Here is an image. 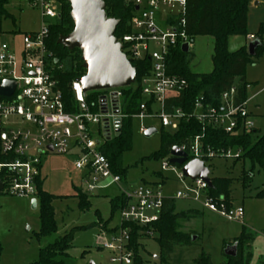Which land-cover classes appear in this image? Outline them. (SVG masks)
<instances>
[{"label": "built area", "instance_id": "1", "mask_svg": "<svg viewBox=\"0 0 264 264\" xmlns=\"http://www.w3.org/2000/svg\"><path fill=\"white\" fill-rule=\"evenodd\" d=\"M135 5L131 18V32L116 37L122 44L127 58L135 61H150L149 74L141 81L145 100L140 114H158L165 129L176 131L187 114L177 107L171 113L165 110L168 98L180 96L188 81L172 73L171 52L182 50L184 43L192 42L186 32L187 0H127ZM24 5L40 11L43 24L40 30L21 35L11 34L9 41H0V85L3 81L16 83L11 96H0V179L3 190L10 195L37 199V180L41 173L44 155H71L75 168L80 171L82 191L92 194L111 186H120L122 178L112 170L101 147L107 140L105 122L110 124L111 136L115 135L112 94L116 93L121 113L122 88L103 90L97 112L86 102V95L79 80L72 84L78 112L66 110L64 96L53 75L57 60L47 47L53 26L60 22L62 5L59 0H6L0 23L10 16L9 9ZM164 12L167 20L160 22L159 13ZM4 33L0 30V36ZM19 36V41L16 40ZM237 88L234 86L222 95V107L216 108L204 103V96L195 100L192 116L198 119L204 130L212 127L228 134L250 133L256 129L253 115L247 110V101L238 104ZM106 97V113L102 98ZM148 102L152 113H148ZM120 117V114L118 115ZM93 126H97L94 129ZM148 128L142 127L145 132ZM51 147V148H50ZM188 155V161L203 160L210 168V162L217 158H239L241 149L232 148L219 152L211 150L204 142V134L198 135L180 146ZM163 160L162 171H173L184 185L175 196H166L163 184L143 182L135 189H122L127 197L126 204L118 210L119 219L110 230H101L99 248L110 253L113 264H133L134 250L131 247V230L140 228L142 234H152V225L161 219L167 199L192 200L202 207L218 213L229 221H241L244 208L229 209L225 198H215L203 179L185 177L182 167ZM187 161V162H188ZM186 180H189L187 182ZM163 181V180H162ZM119 194V195H120Z\"/></svg>", "mask_w": 264, "mask_h": 264}, {"label": "rangeland", "instance_id": "2", "mask_svg": "<svg viewBox=\"0 0 264 264\" xmlns=\"http://www.w3.org/2000/svg\"><path fill=\"white\" fill-rule=\"evenodd\" d=\"M9 13L10 16L3 18L0 26V30L4 32L0 36L2 42L9 41L11 34L21 35L38 31L42 27L43 19L37 9L24 5L22 9L10 8ZM159 19L161 23L167 20L163 11L159 13ZM261 24H264V0H253L248 12V32L255 36ZM19 39L20 37L16 36V40L19 41ZM242 40L241 36L231 37L229 50H237ZM262 40L264 42V35ZM213 47V37L194 38L189 52L190 67L193 72L208 73L213 69ZM246 80L249 84L246 107L255 120L256 132L253 140H256L264 135V54L256 59L255 64L247 66ZM94 92L104 93L103 90ZM143 126L154 127L157 133L146 136L142 131ZM93 128L97 129V126ZM162 131L161 120L156 113L151 116L133 117L132 149L123 157L124 165L128 167L126 177L120 186H111L90 195L82 191V173L75 168L73 156L44 155L42 158L43 188L48 193L59 196L53 202L57 232L46 237L39 236L41 230L40 201H37V206L34 208L32 197L3 192L0 195V242L3 248L0 264H36L42 248L79 226L89 227L75 232L68 256L58 257L57 260H63V264H113L110 261L109 251L99 248L101 230H110V226H114L119 219L118 211L112 214L110 199L119 195L122 189L127 187L135 189L143 182H153L160 178V181L164 182L163 192L166 196H175L184 188L173 171H162V159H148L160 149ZM232 149L237 150L236 147ZM235 159L236 157L212 160L210 176L233 180L231 186L233 206L235 209L244 208V219L229 221L218 213H210L206 210L190 222H181L179 230L189 232L197 238L190 246L176 245L170 264H196L195 259L202 251L211 255L213 264H221L225 260L224 245L238 237L244 226L249 228L256 237L254 258L250 264H259L264 259V201L254 197L257 189L264 183V170L257 165L254 168L250 186L244 187L240 178L243 171L248 172L251 169V163L248 159L242 158L234 165ZM186 181L189 182V180ZM85 194L91 201V207L87 210L79 206V195L87 197ZM220 197L223 199L224 195ZM195 207H197L195 202L177 200V211H186ZM99 218L102 220L101 224L107 222L106 227H91ZM139 236L142 237L139 241V250L144 264H164L160 261L161 248L157 240V232L152 231V234L145 235L139 233ZM228 245H233V243Z\"/></svg>", "mask_w": 264, "mask_h": 264}, {"label": "trees", "instance_id": "3", "mask_svg": "<svg viewBox=\"0 0 264 264\" xmlns=\"http://www.w3.org/2000/svg\"><path fill=\"white\" fill-rule=\"evenodd\" d=\"M62 5V17L60 22L52 27L47 47L53 54L56 68L53 71L54 77L59 83L64 96L66 110L78 112L77 103L72 84L75 80L83 77L86 70L82 67V54L79 49L70 51L60 44L57 40L61 35H68L74 30V22L71 16L70 4L65 0H59ZM106 13L109 18L120 21L115 33L116 37H122L131 32L130 21L135 13V5L127 0H104ZM6 0H0V13L4 12ZM251 0H187L186 7V32L193 41L198 36H210L214 38V53L212 55L213 69L209 73H195L191 70L190 53H184L180 48H175L170 56L171 72L178 74L188 81V88L180 95L167 99L165 110L172 112L173 107L181 108L187 117L180 122L176 131L163 128L160 149L148 157L151 160H164L171 156V150L175 146H182L198 135L204 134V142L211 150L219 152L228 150L232 147L241 149L243 154L234 160V165L242 158L248 159L251 169L242 173L240 178L244 187H249L254 168L259 165L264 170V135L253 140L256 132L254 129L250 133L228 134L222 130L207 127L192 116L195 100L204 96V103L216 108L222 107V95L232 87L237 88L236 100L242 104L248 99V82L246 80V70L249 64H255L264 54V24L260 25L255 38L260 41L256 48V54L250 55L248 45H244L235 51L229 50V40L233 36L249 35L248 32V12ZM1 26V23H0ZM132 65L137 71L136 82L127 88H122L121 100V131L118 136L114 135L111 140H106L101 147L102 153L108 158L114 173L121 176L122 180L126 177L128 167L124 165V154L132 149V119L140 114V106L145 100L141 81L149 74L150 61L131 60ZM102 92H90L86 95V102L93 112L98 111ZM148 113H152V104L148 102ZM161 176V173L159 172ZM213 188L210 194L219 198L224 195L227 207H233L231 196V186L233 180L230 178H212ZM43 178L37 180V199L40 201L41 230L40 237H46L57 232V222L55 219V208L53 202L59 196L48 193L43 188ZM3 192H0V195ZM86 195V194H85ZM87 196V195H86ZM255 198L264 200V183L258 188ZM127 202L124 194L117 195L110 199L112 214L122 208ZM79 206L83 210L91 207V201L87 197L79 195ZM1 209V205H0ZM197 209L186 211H176V200L167 199L161 219L152 225V231H156L157 240L161 248L160 261L170 264L171 255L176 245L190 246L193 244V235L189 232L179 230L181 222H189L200 215ZM99 218L91 227L104 226ZM89 226L74 227L70 232L57 237L52 243L42 248L36 264H63V260L58 257H67L68 250L74 240L76 231L87 229ZM140 228L133 226L131 230V247L134 250V263L144 264L140 255ZM255 234L244 226L238 237L231 243L237 244L238 252L235 257H230L223 252L225 260L221 264H250L253 259V242ZM224 245L226 249L228 244ZM3 248L0 242V258ZM196 264H213L211 255L205 251L195 259ZM259 264H264V259Z\"/></svg>", "mask_w": 264, "mask_h": 264}, {"label": "water", "instance_id": "4", "mask_svg": "<svg viewBox=\"0 0 264 264\" xmlns=\"http://www.w3.org/2000/svg\"><path fill=\"white\" fill-rule=\"evenodd\" d=\"M70 4L71 16L74 22V30L68 35H61L57 40L62 47L73 51L79 49L82 54V67L86 74L77 79L83 86V92H94L114 88H127L132 86L137 80L136 68L122 51L123 46L117 41L115 33L120 21L109 18L106 13L104 0H65ZM260 45L258 39L248 45L250 55L256 54V48ZM182 51L189 53V43L182 45ZM16 83L5 80L0 85V96H11L15 90ZM113 111L117 117L114 119L115 135L121 131V118L119 100L116 93L112 94ZM106 97L102 98L103 112L106 113ZM105 133L107 140H111L110 124L105 122ZM146 136L157 133L154 127L148 128ZM51 148V147H50ZM188 155L175 146L171 150L169 162L182 167L185 177L195 180L203 179L213 188V180L210 176V168L200 159L188 161ZM3 190V183L0 179V192ZM32 205L37 206V200H32ZM193 237V241L196 240ZM225 254L235 257L238 252L237 244L229 245L225 249Z\"/></svg>", "mask_w": 264, "mask_h": 264}, {"label": "crops", "instance_id": "5", "mask_svg": "<svg viewBox=\"0 0 264 264\" xmlns=\"http://www.w3.org/2000/svg\"><path fill=\"white\" fill-rule=\"evenodd\" d=\"M251 2H253V0H251ZM251 4V3H250ZM233 37H236V36H233ZM241 37H243V40L241 41V46L240 47H242V46H244V45H247V44H249L250 43V41L252 40V41H254V39H255V36L254 35H252V34H250L249 33V35L247 36V37H245V36H241ZM249 37H251L252 39H250ZM214 39V38H213ZM239 47V48H240ZM214 48V47H213ZM238 48V49H239ZM190 52V51H189ZM212 71V70H211ZM210 71V72H211ZM196 73V72H195ZM209 73V72H208ZM41 173H42V177H43V167H41ZM161 180V178L160 179H158V180H155V181H153V182H159ZM256 194V193H255ZM254 197H255V195H254ZM256 199H258V198H256ZM259 200H262V199H259ZM187 201H192V200H187ZM262 201H264V200H262ZM192 202H195L196 204H197V207H195V208H193V209H197V210H199L200 211V213H205V211H206V209H204L203 207H202V204L200 203V202H197V201H192ZM234 207V206H233ZM189 210V209H188ZM176 211H177V200H176ZM207 211H209V210H207ZM177 212H180V211H177ZM210 213H211V211H210ZM212 213H214V212H212ZM97 215H98V212H97ZM245 215V214H244ZM244 215H243V219H244ZM242 219V220H243ZM241 220V221H242ZM190 222V221H189ZM109 226H110V224H109ZM110 227H112V226H110ZM255 242H256V237H255V239H254V242H253V250L255 249ZM253 258H254V251H253Z\"/></svg>", "mask_w": 264, "mask_h": 264}]
</instances>
